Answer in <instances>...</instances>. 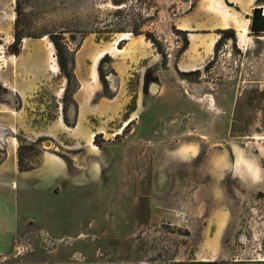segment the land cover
<instances>
[{
	"label": "rangeland",
	"instance_id": "obj_1",
	"mask_svg": "<svg viewBox=\"0 0 264 264\" xmlns=\"http://www.w3.org/2000/svg\"><path fill=\"white\" fill-rule=\"evenodd\" d=\"M226 1L231 5L21 0L37 37L23 38L13 55L7 46L16 0H0V83L6 88L0 139L11 132L5 123H16L9 110L22 107L23 127H14L13 134L24 146V164L36 167L42 146L50 147L66 157V178L73 185L66 182L65 208L35 203L31 175L18 178L15 194L28 217L20 220L0 264H261L254 261L264 260V32L247 29L240 37L233 28L232 39L215 25L222 4L245 20L252 7L264 11V0ZM48 32L65 37L82 86L74 95L81 103L79 121L66 128V139L58 137L66 147L52 145L45 135L46 124L62 111L65 85L56 58L52 63ZM119 36L127 38L117 50ZM212 38L208 51L201 41ZM100 51L107 55L96 63L92 80ZM146 69L157 79L144 91ZM152 82L158 84L155 93ZM67 114L73 119L71 103ZM4 155L3 145L0 162ZM232 159L233 169L222 173ZM9 183L16 185L11 168H1L0 185ZM221 202L228 211L222 226ZM192 208L198 216L190 214ZM214 220L219 226L212 231L223 236V246L209 241Z\"/></svg>",
	"mask_w": 264,
	"mask_h": 264
},
{
	"label": "crops",
	"instance_id": "obj_2",
	"mask_svg": "<svg viewBox=\"0 0 264 264\" xmlns=\"http://www.w3.org/2000/svg\"><path fill=\"white\" fill-rule=\"evenodd\" d=\"M215 27L219 29H223L225 26L222 23L221 24L218 23L215 25ZM80 87L82 86L80 85ZM7 89H13V88L10 87ZM113 100L114 99H112V101ZM59 104L61 106L60 102ZM97 105H99V102L97 103ZM123 105H124L123 103H120L117 111L122 110ZM59 108L61 109V107ZM9 111L15 113L16 123L15 120L12 118L9 123H5L7 129H9L11 132L7 133L6 135H4L3 138L0 139V148H2L4 145V150H5L4 159L0 162V169L5 167H10L11 175L15 178L16 185H12L11 183L6 185H0V255L6 254L10 251V249L12 248L11 247L12 240L16 235L20 220H25L28 217L27 215L24 217L22 216V213L20 211L19 198L17 196V193L15 194V191H17L18 188L17 180L19 177L22 176L25 177L31 175L32 177L31 188L33 191V200L35 203L36 202L43 203V205L56 203L66 208V182L68 181L67 184L73 186L69 182V180L71 179L66 178L68 175L66 157L55 151H52L50 147H47L45 145L42 146L39 162L36 167L25 171H20L18 169V163H17L18 141L15 135L13 134V132L15 131L14 127L15 128L23 127V124H21L20 122V119L23 117L21 113L22 107L13 108ZM12 115L13 114H5V117L8 118L13 117ZM80 116H81V103H79L78 105V114L75 125L68 126L64 122L62 117V111L60 110L56 114L54 119H52L50 122L46 124L47 131L45 135L51 138L48 141H50L52 145H55L56 147L58 144L59 145L62 144V146L66 147V142L65 141L60 142L58 137L62 136L66 139V128L68 129L75 128L77 122L79 121ZM131 119L132 118H130L127 121H125L126 119H123L121 125L123 124L124 127V125L127 122H129ZM121 125L119 128H121ZM119 131L120 129H118L116 132L119 133ZM186 147L187 146L184 147L182 146L179 147L178 149L179 151L184 153L185 149H187ZM64 152L66 153V150ZM233 165H234V160L232 159L228 165L221 166L222 173H225L226 169H230V170L233 169ZM208 183L209 182L206 181L204 185L206 186L208 185ZM190 214L198 216L199 210L197 208H192ZM225 215H228V211L224 203L221 202V226L225 221ZM35 219L38 220L37 217ZM213 225H218V220H214L212 224L209 225L208 234L212 235V238H210L209 241L211 242V244H221V246H223V236L222 235L220 236V232L212 231ZM194 254L197 256V252H195Z\"/></svg>",
	"mask_w": 264,
	"mask_h": 264
},
{
	"label": "trees",
	"instance_id": "obj_3",
	"mask_svg": "<svg viewBox=\"0 0 264 264\" xmlns=\"http://www.w3.org/2000/svg\"><path fill=\"white\" fill-rule=\"evenodd\" d=\"M112 2L116 5H122L125 3V0H112ZM225 3L228 5H231V2H227L225 0ZM15 18L13 22V40L11 43L7 46V51L10 54L18 55L21 48L22 39L25 37L33 36L37 37L35 34H33L30 31V23L28 20H26V11L24 4L21 3V0H16L15 6ZM245 17L248 18L247 23V29L250 33L254 35H259V33L264 32V11L261 10V7L255 6L250 9V13L245 14ZM218 33L225 34L227 33L228 37L234 39V29L231 27L225 28V29H217ZM47 34L49 40L51 41L53 47H54V54L57 61V65L59 68V72L61 76L65 79V85L63 88V94H62V117L66 125L68 126H74L76 123V118L78 114V105L74 98V93L79 89L80 82L75 74L74 71V53L72 50H69L67 41L65 40V37L61 32L53 33L48 32ZM225 38V36H222ZM118 45L120 43L118 42ZM107 54H104L103 57H101L100 62L104 61V58ZM98 73L100 76V79L102 82L104 81L103 73L101 72L100 63L98 66ZM157 77L154 76L150 69H146L143 74V90L146 91L147 86L151 80H156ZM6 92V88L0 83V102L2 99V95ZM68 103H71L74 107V114L73 119H69L67 114V105ZM128 126V125H127ZM126 126V127H127ZM97 134L94 135V141H96ZM19 140V145L17 147V163H18V169L20 171L30 170L34 168L35 166L33 164H24L23 158H22V151L24 149L23 144L21 143V138L19 136H16ZM42 138H38L37 141L41 140ZM34 142H29L28 149L33 148ZM263 146V153H264V140L262 141ZM261 166L264 168V158L261 161ZM201 264H215V260H201L198 261ZM254 262H259L261 264H264V260H256Z\"/></svg>",
	"mask_w": 264,
	"mask_h": 264
},
{
	"label": "bare ground",
	"instance_id": "obj_4",
	"mask_svg": "<svg viewBox=\"0 0 264 264\" xmlns=\"http://www.w3.org/2000/svg\"><path fill=\"white\" fill-rule=\"evenodd\" d=\"M217 14L219 15V20H220V24L222 23L225 27H228V25H230L232 28H235L238 30L240 37H243L244 34L247 31V22H248V18H246L245 20H241L236 14L231 13L223 4L222 7L218 10H216ZM125 34V33H124ZM123 34V35H124ZM120 37V36H119ZM126 36H121L120 38H117V40L114 43L115 49L120 50V48L116 45L119 41L126 39ZM214 42V38L211 39V41L209 43L205 42V41H201V44L208 50L210 51L211 46L213 45ZM113 48V46H112ZM114 50V49H113ZM105 51V50H104ZM117 52V51H116ZM106 52L100 51L98 53L95 54L94 58H93V66L90 69V77L92 80H95L97 78V74H96V69H95V65L96 63L101 59V57H103V55ZM52 63L56 66V62H55V57L52 55ZM151 85L153 86V92L155 93L156 90L158 89V84L156 82H152ZM63 87L60 89V91L62 92ZM130 122V121H129ZM127 122L124 127L129 123ZM93 146L94 143H93ZM259 179V178H257Z\"/></svg>",
	"mask_w": 264,
	"mask_h": 264
},
{
	"label": "flooded vegetation",
	"instance_id": "obj_5",
	"mask_svg": "<svg viewBox=\"0 0 264 264\" xmlns=\"http://www.w3.org/2000/svg\"><path fill=\"white\" fill-rule=\"evenodd\" d=\"M151 87H152V85L150 84V90H151ZM128 120H129V119H128ZM131 120H132V119H131ZM131 120H130V121H131ZM123 123H124V122H123ZM126 126H127V125H126ZM126 126H125V127H126ZM121 128H122V129L124 128V127H123V124H122V127H121Z\"/></svg>",
	"mask_w": 264,
	"mask_h": 264
}]
</instances>
